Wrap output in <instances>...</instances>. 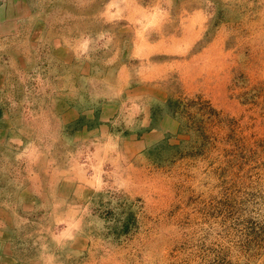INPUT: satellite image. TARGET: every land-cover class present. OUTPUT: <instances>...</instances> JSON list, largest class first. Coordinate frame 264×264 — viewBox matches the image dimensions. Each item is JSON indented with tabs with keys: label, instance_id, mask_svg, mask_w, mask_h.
Here are the masks:
<instances>
[{
	"label": "rangeland",
	"instance_id": "obj_1",
	"mask_svg": "<svg viewBox=\"0 0 264 264\" xmlns=\"http://www.w3.org/2000/svg\"><path fill=\"white\" fill-rule=\"evenodd\" d=\"M0 264H264V0H0Z\"/></svg>",
	"mask_w": 264,
	"mask_h": 264
}]
</instances>
